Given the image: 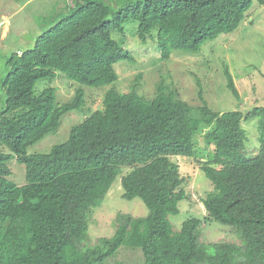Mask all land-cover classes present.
Segmentation results:
<instances>
[{
	"label": "trees",
	"instance_id": "obj_1",
	"mask_svg": "<svg viewBox=\"0 0 264 264\" xmlns=\"http://www.w3.org/2000/svg\"><path fill=\"white\" fill-rule=\"evenodd\" d=\"M66 1L69 13L8 62L0 146L11 153L0 150V264H105L122 247L140 249L141 264H264V106L220 113L204 100L193 108L165 80L146 98L138 91L142 75L121 93L115 65L133 57L113 36L124 37L135 24L140 42H156L163 60L175 51L196 54L237 31L254 2L264 0ZM59 72L78 84L64 104L53 87L36 93L39 81H53ZM225 77L240 99L229 69ZM105 86L113 87L102 109L75 125L65 143L47 154L28 153L60 129L65 115L85 109L84 87ZM251 120L258 121L261 148L248 157L243 123ZM202 127H210L204 140L213 149L202 166L214 189L203 200L208 220L232 228L240 244H205L201 219H187L179 231L170 220L188 198L173 159L194 157ZM14 157L25 166L21 186L8 179ZM120 174L122 197L142 200L149 214L119 213L112 237L92 244L93 209Z\"/></svg>",
	"mask_w": 264,
	"mask_h": 264
},
{
	"label": "rangeland",
	"instance_id": "obj_2",
	"mask_svg": "<svg viewBox=\"0 0 264 264\" xmlns=\"http://www.w3.org/2000/svg\"><path fill=\"white\" fill-rule=\"evenodd\" d=\"M66 0H0V113L6 106V91L3 82L9 73V59L35 47L41 35L56 21L65 17L69 10ZM67 9V12L64 13ZM70 9V8H69ZM55 21V22H54ZM136 25L126 26L125 36H113L122 42L133 57V61H122L115 65L118 81L115 83L121 93L130 92L136 77L142 75L138 91L146 98L155 96L157 84L165 80L176 86L181 98L198 108L205 100L215 112H247L254 107L264 106V5L254 2L246 21L232 34L221 35L217 40L206 43L196 54L175 51L169 60H163L158 45L153 40L143 44L136 33ZM233 75L240 99H236L227 88L225 70ZM53 87L57 100L64 104L72 101L78 84L59 72L55 80H41L36 84V93ZM113 86L84 87L87 97L85 109L72 111L63 117L60 129L28 148L29 154H47L55 145L65 143L72 128L82 123L93 112L102 109L104 93ZM258 121L243 123L247 133L246 156H253L261 148ZM210 127H202L195 137V155L191 159L174 158L180 166L184 180L182 189L188 198L179 204L180 213L170 216L176 231L191 217L203 221L201 239L205 244L229 242L240 244L234 230L208 220L203 200L213 192V186L202 171L203 163L213 158V149L204 140ZM0 150L11 153L0 146ZM9 180L17 185L26 183L25 166L16 157L9 162ZM128 170L124 169L125 174ZM122 174L118 175L105 199L93 209L89 224L92 244L100 237H112L116 229L115 218L119 213L143 217L149 214L142 200L124 199ZM141 250L122 247L115 257L105 264H141Z\"/></svg>",
	"mask_w": 264,
	"mask_h": 264
}]
</instances>
